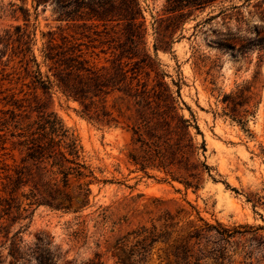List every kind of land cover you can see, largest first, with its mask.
<instances>
[{"label":"rangeland","instance_id":"rangeland-1","mask_svg":"<svg viewBox=\"0 0 264 264\" xmlns=\"http://www.w3.org/2000/svg\"><path fill=\"white\" fill-rule=\"evenodd\" d=\"M68 1L0 0V148L6 140L0 153L10 163L21 160L12 134L36 119L37 92L44 108L78 135L101 182L92 184L90 203L79 211L82 197L73 188L69 211L29 206L28 187L3 194L0 264H133L121 239L142 224L160 225L166 212L178 214L177 241L207 223L264 225V0H139L143 46L166 73L180 115L196 120L190 127L200 167L196 187L137 165L131 155L140 150L128 120L99 124L82 115L78 101L35 89L32 51L41 62L50 37L62 42L83 33L92 59L107 65L121 55L119 39L130 26L122 0ZM203 235L198 263L217 264L233 253L217 228ZM154 252L152 264H159Z\"/></svg>","mask_w":264,"mask_h":264},{"label":"trees","instance_id":"trees-1","mask_svg":"<svg viewBox=\"0 0 264 264\" xmlns=\"http://www.w3.org/2000/svg\"><path fill=\"white\" fill-rule=\"evenodd\" d=\"M122 5L130 26L124 41L119 39L120 56L108 65L96 62L93 51H88L90 46L82 40L86 37L83 33L82 37L63 36L62 42L50 37L41 50V62L32 51V61L38 67L33 75L35 89L44 93L58 91L78 101L82 115L99 124L117 123L119 118L128 120L139 145L140 154L131 155L137 165L146 173L147 167L161 169L187 187H196L193 179L200 167L193 159L197 147L190 133L192 121L196 120L180 115L177 98L165 81L166 73L143 46L145 32L139 21L143 18L139 0H122ZM41 65L47 70L43 71ZM111 95L116 96L118 103L109 104ZM34 97L41 109L36 119L12 134L19 139L14 143L23 154L21 160L10 157V163L6 153H0V200H5L3 194L13 196L28 187L24 196L29 199V206L45 204L69 211L74 201L70 194L73 188L82 197L77 201L80 208L74 210L79 211L89 205L91 186L101 179L85 159L78 135L54 111L44 108L37 92ZM195 128L199 130L197 123ZM5 142L2 140L1 150L6 149ZM202 166L209 168L204 163ZM177 217L178 214L166 212L158 218L160 225L142 224L123 236L121 246L133 264H152L156 248L159 264H200L196 261L197 247L203 234L214 228L233 247V253L228 257L220 255L217 264H225L220 261L225 258L230 264H264V225L239 224L229 228L207 223L177 241L173 240ZM227 248H223V253Z\"/></svg>","mask_w":264,"mask_h":264}]
</instances>
